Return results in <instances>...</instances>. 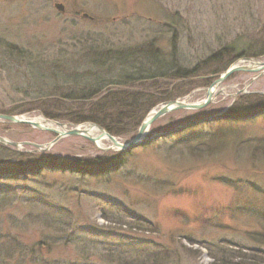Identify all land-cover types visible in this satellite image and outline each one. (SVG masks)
Here are the masks:
<instances>
[{
  "label": "rangeland",
  "instance_id": "374dc122",
  "mask_svg": "<svg viewBox=\"0 0 264 264\" xmlns=\"http://www.w3.org/2000/svg\"><path fill=\"white\" fill-rule=\"evenodd\" d=\"M150 43L167 56L174 43L192 75L160 79L154 89L145 83L174 97L148 114L168 101L202 102L225 68L264 62V0H0V114L89 124L67 120L90 105L63 102L54 75L89 77L92 57ZM229 46L244 48L242 57L233 59ZM255 76L235 73L222 85L226 95L204 109L157 119L144 141L156 137L124 155L82 137L63 138L47 152L12 148L74 172L0 176V264H213V256L224 258L217 264H264V114L243 117L264 111V75L250 85ZM0 137L45 145L56 135L0 119ZM120 156L124 165L106 175L77 173L97 158ZM22 161L0 150V168Z\"/></svg>",
  "mask_w": 264,
  "mask_h": 264
},
{
  "label": "trees",
  "instance_id": "16d2710c",
  "mask_svg": "<svg viewBox=\"0 0 264 264\" xmlns=\"http://www.w3.org/2000/svg\"><path fill=\"white\" fill-rule=\"evenodd\" d=\"M10 54L17 57L26 55L20 50L17 51L12 46H7ZM236 57H242L244 48L227 47L225 49ZM110 55L98 59L92 57V67L94 74L89 77H80L77 73L58 72L54 75L57 79L55 83L61 85L65 90L61 91L60 98L67 103L89 104L90 109L80 110L76 113H69L68 121L74 124L93 123L115 137H127L137 130L148 111L155 104L173 99L172 96L157 94L158 89L151 93L148 89L142 88L145 83L151 82L152 86L160 79L176 78L184 79L192 75L181 66L177 57L176 45L173 43V50L169 56L164 55L153 43L143 47H136L125 52L109 51ZM221 53L212 56V61L220 59ZM125 64V65H124ZM127 68L122 71L120 67ZM228 68H225V71ZM224 71V72H225ZM57 86V87H58ZM56 88V87H55ZM54 88V89H55ZM60 88H56L55 91ZM59 97V95H57ZM233 109V108H232ZM47 118L58 120V116L46 114ZM240 116L227 115L226 120L237 121ZM180 132V131H179ZM178 133V132H177ZM0 150L12 160H23L16 167L0 168V176L7 175L15 179L27 178L29 176H40L43 171H73L67 164L54 162L49 158H38L34 154L26 155L10 147L0 146ZM97 158L95 166L88 165L89 168H80L77 173L82 176H102L106 172L120 169L124 165L125 158L118 157L116 161L108 162V158ZM26 161L27 163H25ZM32 161V162H31ZM106 161V162H104ZM4 252H0V258ZM7 257H10L8 254ZM214 263L217 264L224 259L213 256ZM156 259V258H154ZM137 264H141L138 262ZM152 264H159L158 259ZM224 264V263H223Z\"/></svg>",
  "mask_w": 264,
  "mask_h": 264
},
{
  "label": "water",
  "instance_id": "95a60500",
  "mask_svg": "<svg viewBox=\"0 0 264 264\" xmlns=\"http://www.w3.org/2000/svg\"><path fill=\"white\" fill-rule=\"evenodd\" d=\"M55 7L57 8L59 12L64 13V7L61 4H56ZM239 72L256 74V76L251 80V83H250L251 85L254 83V81H256V79L264 75V62L248 58V59H245L243 62H240V63H237L231 66L210 85V87L206 90V97L202 102L191 103V102H187L185 99L184 100L178 99V100L168 101L162 105H159L147 115V117L141 123L136 135L131 140L125 143H120L116 137L110 135L102 127L96 124H93V123L69 126L68 124L54 122V121H50L47 119H44L43 122H37V121H34L36 120V118H28V117L25 118V116H8V115L0 114V119L3 121L13 123V124L29 126L31 128H34L40 131L51 132L56 135V138L52 142L45 144V145H38V144H33V143H28V142H23V143L10 142L3 137H0V144L14 148V149H20L23 146H32L36 149V151L47 152L59 140L66 138V137H82L96 146L98 141H100L104 136H107L111 145L108 148L101 149V150L102 151H107V150H112V149L118 150L119 152H121V154L124 155L134 148H137L141 145H145L146 143L150 142L156 137L155 135V136L148 138L146 141H144L150 130L151 125L157 119H160L161 117L167 114H170L172 112L179 111V110H194L195 111V110L204 109L205 107H207L213 102L216 96L222 95L220 92L217 91V89L222 87V85L231 76ZM239 93H245V88L239 91ZM259 114H264V111L262 110L261 112L248 114L243 117L253 118ZM51 124H53L54 127H51L50 126ZM85 125H89L93 128H97L101 132V136L98 138L90 137L87 130L83 128ZM182 128L180 127L175 128V129L168 131L167 133H163L160 135L161 136L170 135L171 133L179 132ZM59 129L61 131H59Z\"/></svg>",
  "mask_w": 264,
  "mask_h": 264
},
{
  "label": "bare ground",
  "instance_id": "6f19581e",
  "mask_svg": "<svg viewBox=\"0 0 264 264\" xmlns=\"http://www.w3.org/2000/svg\"><path fill=\"white\" fill-rule=\"evenodd\" d=\"M217 91L220 92L222 95H226L222 87L218 88ZM25 118H27V117H25ZM43 120H44L43 118H38V119H36V120H34V121H37V122H43ZM50 126H51V127H54L53 124H51ZM83 128H84L85 130H87V132H88V134H89L90 137L98 138V137L101 136V132H100L97 128H93V127H91V126H89V125H85ZM59 131H61V130L59 129ZM110 135H111V134H110ZM114 137H115V136H114ZM116 138H117V137H116ZM103 141H107V142H109V146L111 145V143H110L108 137H107V136H104V137H103L100 141H98L97 144H96V147H97L98 149H100V150L103 149V147H104V148H106V147L108 148V147H109V146H103V143H102ZM119 142H120V141H119ZM120 143H123V142H120Z\"/></svg>",
  "mask_w": 264,
  "mask_h": 264
}]
</instances>
